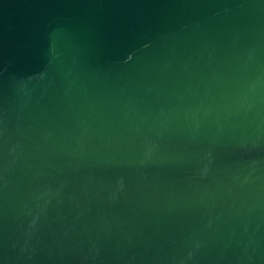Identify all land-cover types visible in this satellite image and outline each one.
Wrapping results in <instances>:
<instances>
[{
  "label": "water",
  "instance_id": "1",
  "mask_svg": "<svg viewBox=\"0 0 264 264\" xmlns=\"http://www.w3.org/2000/svg\"><path fill=\"white\" fill-rule=\"evenodd\" d=\"M0 264H264V0H0Z\"/></svg>",
  "mask_w": 264,
  "mask_h": 264
}]
</instances>
